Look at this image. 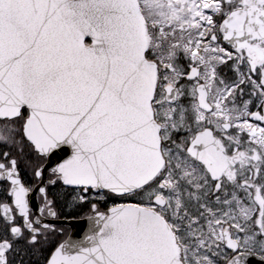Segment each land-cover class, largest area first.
<instances>
[{"label": "snow or ice", "instance_id": "obj_1", "mask_svg": "<svg viewBox=\"0 0 264 264\" xmlns=\"http://www.w3.org/2000/svg\"><path fill=\"white\" fill-rule=\"evenodd\" d=\"M0 145V264H264V0H0Z\"/></svg>", "mask_w": 264, "mask_h": 264}, {"label": "water", "instance_id": "obj_2", "mask_svg": "<svg viewBox=\"0 0 264 264\" xmlns=\"http://www.w3.org/2000/svg\"><path fill=\"white\" fill-rule=\"evenodd\" d=\"M68 154H70V150H69ZM62 158H65V153H59L57 156H54L52 158V161L55 162L58 159H62ZM68 224L71 228L69 234H71V236L74 239H82L84 237L85 233H87V231L89 229V224H88V221L86 218L80 219L77 221H73V222H68Z\"/></svg>", "mask_w": 264, "mask_h": 264}, {"label": "flooded vegetation", "instance_id": "obj_3", "mask_svg": "<svg viewBox=\"0 0 264 264\" xmlns=\"http://www.w3.org/2000/svg\"><path fill=\"white\" fill-rule=\"evenodd\" d=\"M0 190H2V188H0ZM1 195H2V191H0ZM39 201V200H38ZM108 203V202H107ZM102 207H103V204H102ZM57 210L59 212H61V218L60 219H63V218H78L82 215H84V213H80L79 215H76V216H73L71 215L68 211L66 210H62L61 209V206H58L57 205ZM87 210L85 209L84 212H86ZM51 218H48L47 220H50ZM46 220V222H47ZM55 227L59 230L61 228H59L60 226L59 225H55ZM40 258L38 256H33L31 257V259H29L28 257H25V264H37V261L39 260Z\"/></svg>", "mask_w": 264, "mask_h": 264}]
</instances>
